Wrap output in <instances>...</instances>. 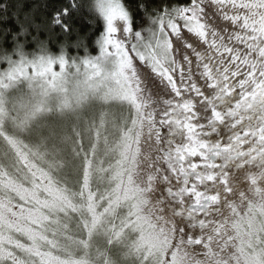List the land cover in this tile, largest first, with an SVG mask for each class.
<instances>
[{
    "label": "snow or ice",
    "instance_id": "6c2138e0",
    "mask_svg": "<svg viewBox=\"0 0 264 264\" xmlns=\"http://www.w3.org/2000/svg\"><path fill=\"white\" fill-rule=\"evenodd\" d=\"M0 264H264V0H0Z\"/></svg>",
    "mask_w": 264,
    "mask_h": 264
},
{
    "label": "trees",
    "instance_id": "16d2710c",
    "mask_svg": "<svg viewBox=\"0 0 264 264\" xmlns=\"http://www.w3.org/2000/svg\"><path fill=\"white\" fill-rule=\"evenodd\" d=\"M62 2H67V0H27V3L35 6V11L41 16L50 12L53 6H58ZM80 23L82 22L78 21L77 27L80 26Z\"/></svg>",
    "mask_w": 264,
    "mask_h": 264
}]
</instances>
